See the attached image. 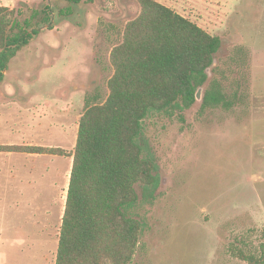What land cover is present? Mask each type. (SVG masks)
I'll list each match as a JSON object with an SVG mask.
<instances>
[{
    "label": "rangeland",
    "instance_id": "374dc122",
    "mask_svg": "<svg viewBox=\"0 0 264 264\" xmlns=\"http://www.w3.org/2000/svg\"><path fill=\"white\" fill-rule=\"evenodd\" d=\"M156 1L218 36L222 84L233 90L232 77L243 78L248 93L227 110L196 100L141 121L136 142L154 162L155 181L137 185L124 209L141 223L129 264H247L235 253L257 254L264 241V0ZM0 5L36 30L3 71L0 145L62 151L0 152V264H54L79 117L87 97L106 98L109 53L140 6Z\"/></svg>",
    "mask_w": 264,
    "mask_h": 264
},
{
    "label": "trees",
    "instance_id": "16d2710c",
    "mask_svg": "<svg viewBox=\"0 0 264 264\" xmlns=\"http://www.w3.org/2000/svg\"><path fill=\"white\" fill-rule=\"evenodd\" d=\"M137 2L139 14L125 24L121 41L109 53L113 72L106 98L95 102L87 97L79 117L54 264L132 260L141 223L124 209L136 201L137 185L155 181L154 162L136 142L150 111L188 109L199 87H204L201 109H230L248 93L243 78L232 77L233 90L222 84L223 70L215 63L221 48L218 36L156 0ZM14 20L15 10L0 5V81L10 59L36 34L28 20ZM0 152L62 151L0 145ZM235 255L247 264H264V241L257 254L239 250Z\"/></svg>",
    "mask_w": 264,
    "mask_h": 264
},
{
    "label": "water",
    "instance_id": "95a60500",
    "mask_svg": "<svg viewBox=\"0 0 264 264\" xmlns=\"http://www.w3.org/2000/svg\"><path fill=\"white\" fill-rule=\"evenodd\" d=\"M208 71V70H207ZM202 89V87H199L196 92H195V100H200L201 101V94H200V90Z\"/></svg>",
    "mask_w": 264,
    "mask_h": 264
},
{
    "label": "crops",
    "instance_id": "0c3cea01",
    "mask_svg": "<svg viewBox=\"0 0 264 264\" xmlns=\"http://www.w3.org/2000/svg\"><path fill=\"white\" fill-rule=\"evenodd\" d=\"M71 158H72V157H71ZM70 168H71V167H70ZM68 173L70 174V169H69Z\"/></svg>",
    "mask_w": 264,
    "mask_h": 264
}]
</instances>
